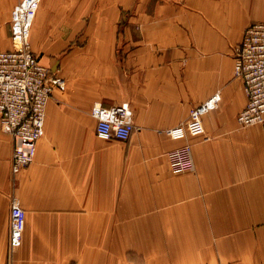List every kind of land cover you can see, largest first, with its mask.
<instances>
[{
    "label": "crops",
    "instance_id": "1",
    "mask_svg": "<svg viewBox=\"0 0 264 264\" xmlns=\"http://www.w3.org/2000/svg\"><path fill=\"white\" fill-rule=\"evenodd\" d=\"M19 1L0 0V50L11 47ZM256 21H264V0H41L32 48L68 86L50 97L45 134L17 188L13 139L0 127V264H92L93 255L100 264L117 237L137 235L132 222L181 220L202 223L180 236L204 238V249L218 238L221 261L264 264V123L238 122L248 96L234 72L235 46ZM217 91L219 106L199 129L181 139L165 133L189 127L190 110ZM96 101L130 103L136 128L128 142L97 136L96 119L84 118ZM185 143L195 168L176 175L168 151ZM14 193L26 217L22 244L11 250ZM143 201L176 202L164 215ZM178 201L219 209L181 217Z\"/></svg>",
    "mask_w": 264,
    "mask_h": 264
},
{
    "label": "built area",
    "instance_id": "2",
    "mask_svg": "<svg viewBox=\"0 0 264 264\" xmlns=\"http://www.w3.org/2000/svg\"><path fill=\"white\" fill-rule=\"evenodd\" d=\"M41 0H20L13 8L10 21L12 47L0 50V127L12 136L11 182L19 184L21 171L32 163L37 143L45 133L47 103L55 89L66 90L67 80L44 64L31 44V31ZM234 72L244 81L248 101L238 113L242 126L264 123V21L251 23L242 40L235 46ZM219 91L190 110L192 123L175 125L165 130L174 139L187 136L192 127L199 129L201 115L219 106ZM96 119L95 131L103 139L128 141L136 125L128 101L111 106L96 101L91 107ZM189 128V129H188ZM194 130V131H195ZM171 167L176 172L195 168L192 146L185 143L168 151ZM26 211L14 193L10 202L9 245L11 250L22 244L23 219Z\"/></svg>",
    "mask_w": 264,
    "mask_h": 264
},
{
    "label": "rangeland",
    "instance_id": "3",
    "mask_svg": "<svg viewBox=\"0 0 264 264\" xmlns=\"http://www.w3.org/2000/svg\"><path fill=\"white\" fill-rule=\"evenodd\" d=\"M12 45L13 43L11 40V47ZM203 116L204 115H201L200 118H202ZM89 117H93L91 114V109L89 112L84 114L85 119H90ZM197 124L199 127L201 125V121L198 122ZM191 129L193 131L195 130L194 127H192ZM106 140H110V139H106ZM117 140L119 139H116V141ZM173 172L176 175L188 173V172H176L174 170ZM143 202L146 210L147 208L145 206V203L148 204L147 207L149 210H152V206H153L155 212L163 210L164 215H166L168 214V212L169 213L171 212V210L173 209V202L175 203L176 201H143ZM162 202L164 203L163 206H161ZM178 203H180L179 206L175 204L174 205L176 206V208L180 209L181 217H188L189 215L191 217H197V216L201 217L203 216V214L205 215H208L209 213L216 214L218 213V209H219L218 205H214V204L209 205L210 201H178ZM131 224H132L133 235L134 233H136L137 235L133 236L132 238L117 237L116 252L111 255L108 253L100 254L98 256L100 264H111V262L109 263L108 261L109 260L111 261L112 257L115 258L114 261L115 264H231L230 261L220 260L219 251L217 250V246H216L218 238L210 239L212 241L211 249L209 248L204 249L202 246L203 241L205 240L204 238L203 239L200 237L187 238L180 236L185 233V231H180V230L188 228L189 226L192 229L193 226L201 225L202 223L200 222H187L181 220L178 222L165 221V222L140 223L134 221ZM123 225H124L123 221L117 222V231H121L123 229ZM121 233L127 234L128 232L126 230ZM141 233L144 234V236H141ZM148 233L157 234V237H149L146 235ZM160 233H163L164 236H160ZM63 257H65V255H61V258ZM53 264H65V263L60 261H54ZM84 264H88V262H84ZM92 264H97L96 255H93Z\"/></svg>",
    "mask_w": 264,
    "mask_h": 264
}]
</instances>
